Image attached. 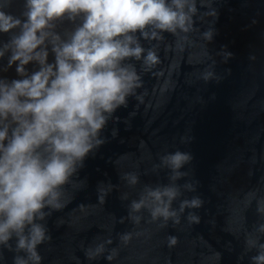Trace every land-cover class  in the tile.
<instances>
[{
    "label": "water",
    "instance_id": "water-1",
    "mask_svg": "<svg viewBox=\"0 0 264 264\" xmlns=\"http://www.w3.org/2000/svg\"><path fill=\"white\" fill-rule=\"evenodd\" d=\"M23 9L14 0L7 10ZM73 27L65 20L57 31L65 36ZM209 27L211 41L202 35ZM143 43L157 59L133 61L140 85L64 186L63 207L46 217L41 264H253L258 248L249 242L264 243L257 231L264 224V0H204L192 32ZM0 75L17 76L15 67ZM176 150L194 159L175 181L182 195L173 207L194 195L203 206L167 222L153 220L147 208L132 212L146 185L170 182L161 158ZM195 181L189 191L185 185ZM16 254L0 249V264H13Z\"/></svg>",
    "mask_w": 264,
    "mask_h": 264
},
{
    "label": "clouds",
    "instance_id": "clouds-1",
    "mask_svg": "<svg viewBox=\"0 0 264 264\" xmlns=\"http://www.w3.org/2000/svg\"><path fill=\"white\" fill-rule=\"evenodd\" d=\"M13 2L0 0V34L8 35L0 41V61L7 58L0 73L15 67L17 74L0 75V249L17 253L13 264H41L38 246L50 239L46 217L63 207L64 186L105 142L102 130L140 85L133 61L157 59L143 41L192 32L204 0H23L20 15L7 10ZM65 20L74 27L62 36L57 28ZM214 34L213 27L202 33L209 41ZM193 159L189 151L165 154L170 182L146 185L131 211L147 208L153 220L167 222L202 207L199 195L173 207L182 195L175 181ZM125 178L139 180L134 173ZM198 183L185 187L195 192ZM249 244L258 248L253 264H264V243Z\"/></svg>",
    "mask_w": 264,
    "mask_h": 264
}]
</instances>
